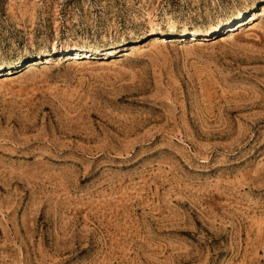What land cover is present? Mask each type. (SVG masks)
<instances>
[{"label":"rangeland","instance_id":"rangeland-1","mask_svg":"<svg viewBox=\"0 0 264 264\" xmlns=\"http://www.w3.org/2000/svg\"><path fill=\"white\" fill-rule=\"evenodd\" d=\"M0 264H264V0H0Z\"/></svg>","mask_w":264,"mask_h":264},{"label":"bare ground","instance_id":"bare-ground-1","mask_svg":"<svg viewBox=\"0 0 264 264\" xmlns=\"http://www.w3.org/2000/svg\"><path fill=\"white\" fill-rule=\"evenodd\" d=\"M251 19H254L253 14L251 15ZM233 27H234V26H228V27H227L228 31H232V30H234ZM77 54H78V53H77Z\"/></svg>","mask_w":264,"mask_h":264}]
</instances>
